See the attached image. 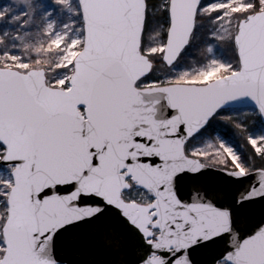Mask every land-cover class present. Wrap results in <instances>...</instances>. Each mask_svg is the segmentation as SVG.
<instances>
[{"label": "snow or ice", "instance_id": "obj_1", "mask_svg": "<svg viewBox=\"0 0 264 264\" xmlns=\"http://www.w3.org/2000/svg\"><path fill=\"white\" fill-rule=\"evenodd\" d=\"M241 102L264 0L0 6V264H264V132L202 139Z\"/></svg>", "mask_w": 264, "mask_h": 264}, {"label": "rangeland", "instance_id": "obj_2", "mask_svg": "<svg viewBox=\"0 0 264 264\" xmlns=\"http://www.w3.org/2000/svg\"><path fill=\"white\" fill-rule=\"evenodd\" d=\"M14 0H0V6H4L6 4L13 3ZM41 2L45 3L46 5H56L57 0H41ZM62 18V17H61ZM205 27H208L207 22H205ZM215 54L225 60L230 58V53L226 48H217L215 50ZM193 56V50L190 53V57ZM204 61L201 59H197L195 57V60L192 58H189L185 61V64L189 68H193L195 64H202ZM227 113L234 116L238 121L242 124H245V127L247 129L248 133H261L264 132V124L261 122V119L259 117V113L255 109H226ZM204 142H207L209 139L215 140L217 143L220 142L221 139L226 141L228 144L232 145L234 148L235 146L232 144V142L222 138L219 134H207L205 137L202 138ZM236 149V148H235Z\"/></svg>", "mask_w": 264, "mask_h": 264}, {"label": "trees", "instance_id": "obj_3", "mask_svg": "<svg viewBox=\"0 0 264 264\" xmlns=\"http://www.w3.org/2000/svg\"><path fill=\"white\" fill-rule=\"evenodd\" d=\"M193 56H195L197 59H201L202 61H204V57L198 55L195 49H193ZM240 124L242 123H240L238 119L227 113V111L225 110L224 113L217 117L216 120L213 122L208 134L217 133L222 138L232 142L236 149H239L241 152L246 153L247 129L245 127V124H243L244 127H240Z\"/></svg>", "mask_w": 264, "mask_h": 264}, {"label": "water", "instance_id": "obj_4", "mask_svg": "<svg viewBox=\"0 0 264 264\" xmlns=\"http://www.w3.org/2000/svg\"><path fill=\"white\" fill-rule=\"evenodd\" d=\"M226 109H255L254 105L251 103L241 102V103H234L228 106ZM256 110V109H255ZM261 122L264 124V116H261L259 114ZM182 190L185 193V196H187V193L191 190V182L185 180L184 184L182 185ZM251 215L254 217V219H259L262 212H264V203H257L252 206Z\"/></svg>", "mask_w": 264, "mask_h": 264}]
</instances>
